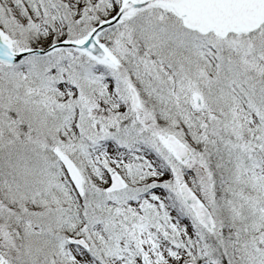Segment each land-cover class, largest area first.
I'll return each mask as SVG.
<instances>
[{"label":"snow or ice","instance_id":"1","mask_svg":"<svg viewBox=\"0 0 264 264\" xmlns=\"http://www.w3.org/2000/svg\"><path fill=\"white\" fill-rule=\"evenodd\" d=\"M0 264H264V0H0Z\"/></svg>","mask_w":264,"mask_h":264}]
</instances>
